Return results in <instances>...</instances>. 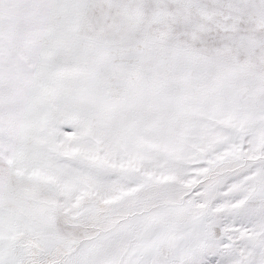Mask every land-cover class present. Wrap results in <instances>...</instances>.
<instances>
[{
    "label": "snow or ice",
    "instance_id": "snow-or-ice-1",
    "mask_svg": "<svg viewBox=\"0 0 264 264\" xmlns=\"http://www.w3.org/2000/svg\"><path fill=\"white\" fill-rule=\"evenodd\" d=\"M0 264H264V0H0Z\"/></svg>",
    "mask_w": 264,
    "mask_h": 264
}]
</instances>
